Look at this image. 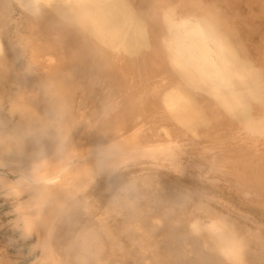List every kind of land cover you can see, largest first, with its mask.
Masks as SVG:
<instances>
[{"label":"bare ground","instance_id":"bare-ground-1","mask_svg":"<svg viewBox=\"0 0 264 264\" xmlns=\"http://www.w3.org/2000/svg\"><path fill=\"white\" fill-rule=\"evenodd\" d=\"M150 1L151 3L147 1V5L146 0H0V157L3 156L5 159L2 164L8 166L6 172L0 173V181L9 186L22 177L26 179L24 197L22 195L21 200L16 199L17 202L20 200L18 202L20 217L32 222L38 218L51 217V227L46 226L36 232L35 248L40 249L37 257L40 264H113L115 260L111 261L112 253L109 254L107 250L110 246L118 250L126 249L124 247L126 245L118 242L116 239L118 235L112 236V234L115 231L116 233L117 231L127 233L131 229L129 225L133 223L134 216L150 218L148 219V233L168 232V234L173 233L179 237L180 246L174 247L172 251L173 261L167 259L171 264L172 262L173 264H199L201 262L206 264H254L256 262V256L254 258L250 253L251 238L245 237L244 227L231 222L234 216L228 212L219 213L209 206L197 205L191 208L187 203L189 202L187 195H184L186 198L181 196L185 200L182 201L183 203L175 202V197L172 200L171 193L166 199L158 198L154 200L155 202H151L152 198L149 193H141L138 188L144 187L143 185H159L157 180L131 178V182L125 183V186L136 187L137 192L133 193V198L127 195L121 196L123 197L122 202L119 206H115L117 200L121 198L119 193H115L107 205L105 204L106 207L104 205L107 208L106 211L103 209L104 212H94V208H99L107 187H119L123 184L119 185L123 181L121 177L129 171L125 168L130 164L125 163L113 173L110 172L111 168L103 171L101 167L111 161L116 163L121 156L131 155L135 152L131 147L125 146L120 150L109 152V156L103 158V161L108 160L109 163L102 162L97 168L101 169L99 172L91 168L94 161L102 160L98 159L97 155L106 152L104 147L90 148L89 151L83 149L80 154H77L76 161L81 162L86 168L90 167V176L80 181L79 189L71 196L59 195L63 187L67 188L70 185L65 175L69 171L67 169L70 164L67 163L65 167L63 165L62 168L58 167L60 169L56 168L58 170L54 169L45 175L37 172L40 167L34 165L36 160L28 161L31 165H25L23 168L17 163V155L22 153L25 146H29L25 150L26 153L38 154L45 144L46 136L54 134V132H47V113L49 112L50 126L58 120L54 110L55 107L60 106V96H57L61 91H59L61 85L58 84L62 82L57 76L60 73L54 71L57 74L55 78L58 87L52 86V83L43 85L40 79L41 73H38L39 67L42 68V66L37 63V59L43 57L49 60L64 59L67 61L66 82L62 79L65 82V89H77L78 85L73 79L81 76L85 80L82 85L84 89H108L111 92H113L112 89L121 90L120 88H123L125 90L133 87L136 82H129L123 78L142 71V78L149 79V85L158 88L159 92L165 91L161 92L159 100L158 98L156 100L160 102L158 104H161L163 110L171 113L175 121L182 122L183 125H196L200 121L205 123L213 119L207 114L212 111L219 115L218 119L221 117L220 119L226 121L232 128L246 124L245 134L239 133L243 139L250 137L249 134L247 135L249 129H253L252 132L255 129L256 132H262L261 128L264 127V56L258 59L256 52L257 61H260L255 65L256 60L254 61L251 52H248L250 49L237 34L240 29L237 31L231 27L235 22H232L233 18L230 20L225 18L224 22L220 20L222 16L227 15L223 14L225 12H220L218 6V8L212 7L213 3L211 5L207 3L211 9L209 7L208 11H203L202 2L205 0H201L202 2L196 0L192 3L193 0L189 7L184 8L191 1L185 0L184 3L188 4L180 8L181 10L177 4L174 3L178 9L173 6L171 0L168 2L172 6L160 5L159 1L163 4L164 0ZM174 1L177 2V0ZM11 3L17 5L23 16L22 19L19 17L22 30L15 23L12 30ZM177 3L182 7L183 1ZM11 33L14 34L12 37L16 36L15 39L10 37ZM253 47L255 46H252V49ZM25 52L31 54V60H24L26 62L21 63L19 58ZM149 71L151 72L148 73ZM5 73H7L6 77ZM160 73L165 76L155 81L154 76ZM51 76L53 79V75ZM111 77L118 79L113 81ZM51 79L48 81L51 82ZM174 79L175 81H171ZM162 80L165 82H160ZM157 94L156 97L159 95ZM156 100L152 102L157 104ZM4 107H7L8 114L1 113ZM94 113L97 117L100 116L98 103L92 109L91 115ZM14 115L18 116V120L13 123ZM256 115L258 116L257 122ZM67 117L70 119L69 115ZM248 117H251V120H248ZM260 117H263V120ZM26 118L29 120L25 121ZM94 121H99L96 125L105 130L93 138L83 137L80 141L90 139V141L97 140L99 145L113 144L125 135L129 126L134 125L133 120L130 121L131 124L126 119L117 126H113L111 123L117 121L111 122L113 121L111 117L107 120L96 119ZM188 136H190L189 133ZM145 141H151V138L143 140ZM193 142L199 144L197 141ZM147 144V147L143 145L142 148L150 147ZM253 148L255 145L251 144L242 149L249 150L247 155L242 156L247 157L246 160H242L247 163V161L256 159V172H248L247 176H256V186L263 187L264 179H261V176L264 175V150L255 153ZM9 151L11 154H8ZM158 154L153 156L164 158L165 149ZM157 164L159 167L155 168L156 173H165L166 164ZM143 170L153 173L145 167ZM8 173L12 174V178L8 176ZM138 174L144 175L143 172ZM248 182L250 179L247 182L240 180L234 183L237 186L254 188ZM41 196L48 197L42 207L41 204L39 205ZM52 200L55 202L51 205ZM171 201L177 203L178 206L170 210L173 206L169 203H174ZM110 204H112L111 208ZM122 204H126L128 209L120 208ZM168 208L170 211L167 210ZM151 210L153 211L149 213ZM120 216L122 219L130 218L132 221L112 220L118 217L120 219ZM109 217L117 228L112 226L114 223H110L107 219ZM164 218L171 219L174 225L172 230L168 227V231L164 229L166 228ZM131 231L140 233L145 230L139 224H133ZM129 233L130 231L126 238L130 236ZM118 234L120 236V233ZM47 237H49V242ZM106 239L108 242L111 241L109 246L105 242ZM113 241L117 244L115 247L112 246ZM157 243L158 241L155 242ZM192 243L201 246L202 249L193 252ZM260 248L264 247L261 245ZM203 249L209 251L215 260H211V256ZM127 258L129 259L128 256ZM145 259L149 261V257ZM116 260H118L117 257ZM159 260L157 258L158 262ZM118 261L119 264H124L120 258ZM0 264L15 263L9 257L2 256Z\"/></svg>","mask_w":264,"mask_h":264},{"label":"rangeland","instance_id":"rangeland-1","mask_svg":"<svg viewBox=\"0 0 264 264\" xmlns=\"http://www.w3.org/2000/svg\"><path fill=\"white\" fill-rule=\"evenodd\" d=\"M147 1L148 0H146L145 2L146 4L148 3ZM178 1H183V3L181 4L182 7H180V2L177 3ZM184 1L185 0H177L176 2L174 0H171V4L175 3L178 5L179 9H182L185 4H188L193 0H186L187 2L189 1L188 3H184ZM202 1L199 0V2ZM149 2L151 3L150 0ZM194 2H196V0H194L192 3ZM159 3L160 5L165 6L171 5L168 0H164L163 4L161 3V1H159ZM192 3L186 5V7L184 8L189 7V5H191ZM202 3V5L205 7H203V11H208L209 9H211L210 5L211 3H213L212 7L218 6L219 8H217L220 10V12H225L223 14H226L227 16H222V18H220V20H222L223 22L225 18L226 20H230L231 18L235 19H232V22H235L231 27L237 31L240 29L237 34L239 35L241 40L243 39L242 42L246 44L247 48L250 49V51L248 49L247 50L249 53L251 52L250 54L253 60H256L254 62L255 65L256 62L258 64L260 60L257 61V55L255 54L258 53V59L261 58V56H264V53H262L264 52V0H205ZM205 3H210V5L207 4V6ZM155 4L156 3H154V5ZM175 4L173 6H176L177 8V5ZM151 5L154 6L153 4ZM230 6H232L233 8H231ZM10 13L13 21L12 30L14 29L15 24H18V27H20L19 29H21L22 27L20 25V19H22L23 16H21L22 14L15 3H11ZM228 14L231 15L229 16ZM19 17L21 18L19 19ZM242 21L245 24H242ZM237 23L239 24L238 26ZM13 33L10 34V37L15 39L16 36L12 37L14 35ZM53 35L58 36L57 34ZM252 46L255 47H253L252 49ZM254 48L255 51L252 52ZM256 48L259 49L257 50ZM260 52L263 55L260 54ZM19 60V62L21 63L30 61L31 54L25 52L22 57L19 58ZM66 62L67 61L64 59L49 60L47 57L37 59V63L42 66V68L39 67L38 73H41L42 78L40 77V79L43 81V85H46V83H52V86L55 85L56 87H58V85H61L59 86V91H61L58 92L57 95L60 96V106L55 107L54 110L56 118H58V120L53 124V126H50L49 112L47 113V132H54V134L46 136L44 142L45 144L42 146L41 151L38 154L34 155L32 153H26L25 150H27L29 146H25L22 149V153L17 155L18 165L23 168L25 167V165H31V163L28 161L36 160L34 165L40 167L37 172L46 175L51 171H54V169L58 167L62 168L63 165L65 167L67 163L70 164L67 169L69 171L65 174L68 183L70 182V185L67 188L63 187L59 195L62 196L64 194H67L71 196L76 192V190L79 189L78 186L80 185V181L82 179L86 180L88 176H90L89 173L91 169H97L102 162H106L103 161V158L105 156L108 157L109 152L120 150L125 146L131 147L135 151L131 155L119 157L116 163H114L113 161L109 163L107 160L106 163L109 164L101 167L103 171L109 170L111 168L110 172L113 173L120 167L124 166L125 163L130 164L125 168L129 169V171L123 174L121 177V180L123 181L120 182L119 185L121 183L123 184H121V186L119 187H107L100 201L99 208H94V212L101 213L102 211L104 212L103 209H105L106 211L107 208L105 207L107 205V202L111 200L110 198H112V195H115V193H119V197H125V195H127L130 198H133V193L137 192V190L135 189L136 187L133 188L132 186H125L128 182H131V178H143L147 181L157 180L159 182V185H143L144 187L138 189H140L141 193H149L150 197L152 198L151 202H155L154 200H158V198L166 199L169 193H171L170 195L171 197H173L172 200L176 198L175 202H184L185 200L183 198H186L184 195H187L189 198V202L187 203L191 208H195L194 206L197 205H203L215 208L219 213L228 212L231 216H234L233 218H231V222L233 224L244 227L246 231L244 234L245 237L251 238L250 246L252 247V250L250 253L253 254L252 256H254V258L256 256L255 263L264 264V248H260L261 245L262 247H264V209L262 210V208L264 207V186H256V176H247L248 172H256V159L247 161L246 163L243 160H246L247 157H242L243 155H247L249 152V150L247 149H242L251 144L255 145V148H253L255 153H260L264 150V142H262L264 138V127L261 128L262 132H256V129L254 130V132H252L253 129H249L247 135L249 134L250 137L243 139L241 138V135L245 134V132L247 131L246 124L240 125L236 128H232L226 121L220 119L221 117L218 119L219 115L212 111L207 113L211 116V118H213L211 121H207L205 123H203L204 121H200L196 125H183L182 122L175 121L171 117V113L163 110L160 106L161 104H158L160 103L158 100L160 98L159 96L161 95V92L165 91L159 92L158 88H153L152 85H149V79H146L144 77L142 78V71L137 73L135 72V74H130L123 78L124 80H127L129 82H136L133 87L125 90H123V88H120L121 90L112 89L113 92H111L108 89H84L82 85L84 84L85 80L81 76H77L73 79L75 84L78 85L77 89H65L64 85L67 78L65 76ZM46 65L47 67H49H44ZM47 69H50L53 72ZM54 71H57L58 74H60L57 75ZM44 72L48 74L46 75L45 73V77L43 75ZM150 72L151 71H149L148 73ZM62 73L64 75H62ZM49 74L53 75V79H51L52 76ZM4 75L6 77L7 73H5ZM56 75L58 76V79H61L60 81L63 84L61 82V84H58V82L56 81ZM164 76L165 75L160 73L159 75H155L153 79L155 81H158ZM50 79L51 82H49ZM62 79L65 80V82H63ZM111 79H113V81H116L118 78L111 77ZM171 81H175V79ZM56 82L58 85L56 84ZM160 82L165 81L162 80ZM156 93L159 94H157L158 97H156ZM157 98L158 100H156ZM152 100H156L157 104L152 102ZM97 103L98 108L100 109V116L98 117L95 113L91 115L92 109ZM110 104L111 107L113 104L112 108L110 107ZM155 105L159 106L160 108H157V106ZM1 113L8 114L7 107H4ZM66 114L69 115L70 119ZM110 117L111 120H113L111 122H118L111 123L113 126H117L119 123L126 119L129 120V122L133 120L132 123H134V125L129 126L130 128L128 127L125 135L121 139L113 142V144L106 143L105 145H99L97 140H93V142L90 141V139L80 141V139L83 137L93 138L105 130H103L102 127L96 125L99 124V121L94 120H107ZM262 118L263 117H260V119ZM13 119L14 123L18 120V116L14 115ZM247 119L251 120V117H248ZM24 120L28 121L29 118H26ZM257 121L258 116L256 115V122ZM104 127L105 126H103V128ZM188 133L190 136H188ZM239 133L241 135H239ZM170 134L171 136L169 137ZM150 138L151 141L143 142V140H149ZM193 141H197L199 142V144H195ZM88 142L95 143L97 145L86 144ZM146 144L150 147L146 149L144 147L142 148L143 145L147 147ZM110 145H114V147L110 151H106L105 153H103L104 155L102 153H99V155H97V158L102 160L94 161L93 167L91 169L90 167L86 168L81 164V162L76 161L78 156L77 154H80L83 149L85 151H89L90 148L98 149L99 147H104V149H106ZM164 149L166 151L164 158H155L153 156L154 154L159 155L158 153ZM134 159L135 162L133 163ZM4 161V157H0V173L6 172L8 170V166L2 164ZM157 163L161 165L162 163L166 164V167L164 168L165 173H156L155 168L159 167ZM143 167L152 170L153 173H147L143 170ZM101 169H97V172L101 171ZM166 171L168 172L167 174ZM139 172H143L144 175L138 174ZM8 176H11L12 178L11 173H8ZM158 177H160L161 179ZM249 179L250 182H248V184L252 185L254 188L237 186L234 183L240 180L247 182L249 181ZM261 179H264V175L261 176ZM8 190V185H5L0 181V257L7 256L9 257V259H12L15 264H40L37 260V257L40 254V249L35 248L36 232L37 230H42L46 226L51 227V217L38 218L34 222L20 217L18 214V211L20 210V204H18V202L22 197H24V194L17 202L16 199H13L6 195ZM181 196H183V198ZM123 197L117 200L115 206H119V204L123 200ZM47 200V196H41L39 205L41 204L42 207ZM54 202L55 201L52 200L51 205ZM175 202L169 203L171 204V206H173L170 207V210L178 206ZM258 204L259 206H257ZM111 206L112 204H110V208ZM120 208L128 209V206L126 204H122L120 205ZM108 210L111 211V209ZM167 210L170 211L169 208ZM152 211L153 210L149 211V213H151ZM127 215H129V213ZM120 217V219L118 217L112 220L132 221V219L130 218L127 219L123 217L124 219H122V216ZM107 219L110 220V223L112 222L110 217ZM148 219L150 220L148 216H134L132 221L133 223L129 225L130 228L133 229V224H139L140 227L145 230L144 232H140L141 235L140 233L132 232L131 229L129 230L130 236L127 238L126 236H128L129 231L127 233L118 231L116 233L115 231L112 234V236L118 235L116 236L118 242L120 241L119 243H124L123 245H126L124 246L126 247V249H122L123 251L125 250L123 252L122 250H118L115 247L117 244H115L114 241V243L112 242V246L114 245L117 250L110 246V251H107L109 252V254L112 253V258L110 257L111 255L109 257L111 258V261L115 260V262L112 261L113 264L118 263L119 258L120 261H124V264H159L160 261V264L170 263L169 261L173 259L172 251H174V247L180 246V241L178 240L179 237L173 233L168 234V232L148 233ZM168 219L170 222L168 221ZM98 220H100V218ZM164 220L166 221L164 225L166 228L164 229L166 231H168V229L172 230L174 225L171 219L164 218ZM114 221L112 223H114ZM27 222H30L34 226L30 239H25L23 236V228L25 227V224ZM117 225L119 226L120 224ZM112 226L116 227V224L114 223L112 224ZM119 227H121V225ZM118 233H120V236L123 233L122 238L125 239L122 240ZM136 234L138 237L136 236ZM106 240L107 241L105 242L106 244L108 243L109 246V243H111V241L108 242V239ZM47 241L49 242V237H47ZM157 241L158 243L155 244V242ZM127 243H129V245ZM167 245L169 247L165 248V246ZM192 246L194 248L192 250L193 252L195 250L200 251L202 249L201 246H197L193 243ZM111 248L113 250H111ZM203 250L205 252H208L209 256H211L209 251H206V249ZM116 251L117 253H119L115 254ZM120 251L124 254H121ZM126 251L128 254L126 253ZM127 256L129 257V259L127 258ZM116 257L118 258V260H116ZM147 257H149V261L148 259H145ZM157 258L160 259L159 262L157 261ZM154 259L155 261H153ZM167 259L170 260L168 261ZM211 260H215V258L211 256ZM173 263L174 262H172V264ZM199 264L206 263L201 262Z\"/></svg>","mask_w":264,"mask_h":264},{"label":"clouds","instance_id":"clouds-1","mask_svg":"<svg viewBox=\"0 0 264 264\" xmlns=\"http://www.w3.org/2000/svg\"><path fill=\"white\" fill-rule=\"evenodd\" d=\"M114 147V145H110L108 146V148L104 149V151H110L112 148ZM8 154H11V152L9 151ZM26 183V179L25 178H21L20 180H17L16 182H14L13 184L9 185V190L6 193V195H8L9 197L13 198V199H19L23 194H24V185ZM33 224H31L30 222H27L25 224V227L23 228V236L25 239H30L32 232H33Z\"/></svg>","mask_w":264,"mask_h":264}]
</instances>
